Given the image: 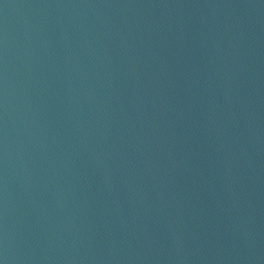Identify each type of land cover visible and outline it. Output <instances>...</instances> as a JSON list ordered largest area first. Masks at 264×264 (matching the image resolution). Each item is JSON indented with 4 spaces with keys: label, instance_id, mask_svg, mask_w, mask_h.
Returning <instances> with one entry per match:
<instances>
[{
    "label": "water",
    "instance_id": "95a60500",
    "mask_svg": "<svg viewBox=\"0 0 264 264\" xmlns=\"http://www.w3.org/2000/svg\"><path fill=\"white\" fill-rule=\"evenodd\" d=\"M0 264H264V0H0Z\"/></svg>",
    "mask_w": 264,
    "mask_h": 264
}]
</instances>
